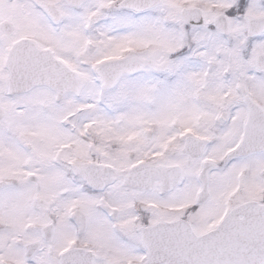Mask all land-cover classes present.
I'll return each mask as SVG.
<instances>
[{"label": "snow or ice", "instance_id": "6c2138e0", "mask_svg": "<svg viewBox=\"0 0 264 264\" xmlns=\"http://www.w3.org/2000/svg\"><path fill=\"white\" fill-rule=\"evenodd\" d=\"M0 264H264V0H0Z\"/></svg>", "mask_w": 264, "mask_h": 264}]
</instances>
